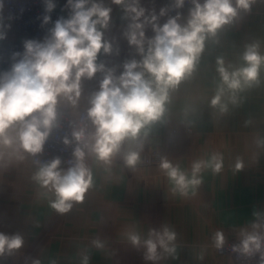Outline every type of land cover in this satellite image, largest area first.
Segmentation results:
<instances>
[{"label": "clouds", "instance_id": "1", "mask_svg": "<svg viewBox=\"0 0 264 264\" xmlns=\"http://www.w3.org/2000/svg\"><path fill=\"white\" fill-rule=\"evenodd\" d=\"M257 2L171 0L157 13L145 8L141 0H66L67 17L52 22L55 0H43L42 25L52 23V27L41 40H24L23 51L13 52L9 69L0 71V162L23 161L42 154L53 130L60 127L61 109L70 108L74 118L70 122L71 139L67 135L62 138L66 146L75 143L69 166L62 168L59 157L36 161L38 168L33 176L54 196L49 206L59 214L68 213L75 204L84 202L93 187L87 159L92 157L110 168L120 158L126 167L135 169L141 163L144 141L153 126L163 122L173 93L196 72L206 41H217L226 26ZM111 4L122 8V19L127 21L122 35L140 56L125 60L119 74L116 67L99 60L101 55L114 52L113 41L106 36L112 22ZM185 5L189 6L186 15L180 11ZM162 17H167L163 23ZM148 28L151 37L146 36ZM5 38L0 26V40ZM259 49L258 43L247 45L239 67L226 65L223 57L216 58L219 82L210 100L212 108L225 114L229 104L238 105L240 93L259 85L264 68V53ZM115 51L118 54V49ZM98 73V89L88 96L87 107L81 112L84 82ZM222 166L223 158L216 154L207 161H194L189 175L167 158L160 160L173 192L181 196L201 185L202 170L211 168L219 173ZM243 167V161L238 160L236 170ZM253 216L250 226L241 228L239 242L231 246V252L245 259L258 258L257 264H264V213L254 211ZM126 239L143 250V259L149 264L177 257V233L168 224L149 229L144 237L130 230ZM211 243L222 250L226 244L224 232L215 231ZM92 244L97 249L104 247L98 239ZM23 245L20 234L0 232V258L12 256ZM32 264L41 261L33 259ZM81 264H89L88 255L82 257Z\"/></svg>", "mask_w": 264, "mask_h": 264}, {"label": "crops", "instance_id": "2", "mask_svg": "<svg viewBox=\"0 0 264 264\" xmlns=\"http://www.w3.org/2000/svg\"><path fill=\"white\" fill-rule=\"evenodd\" d=\"M141 3L157 13L170 4L169 0ZM65 4L66 0L57 1V7L68 14ZM263 5L264 0H258L249 12H241L226 26L217 41H206L193 77L173 93L163 122L153 126L144 141L143 151H159L189 175L194 161H207L219 154L223 158L219 173L211 168L202 170L201 185L181 196L173 192L160 163L146 167L139 163L131 169L117 158L108 168L89 157L93 187L83 203L59 214L49 206L52 193L33 179L38 164L30 156L23 161L0 162V232L20 234L24 239L23 247L0 258V264H32L33 259L41 264H81L84 255H88L89 264H149L143 259V250L127 241L126 233L136 230L144 237L149 229L163 224L177 233V257L158 264H232L230 257L212 246L211 237L217 230L224 232L226 241L239 237L241 228L249 227L255 219L254 211L264 213V68L259 85L240 93V102L229 104L227 113L212 108L210 100L219 82L217 57H223L226 65L239 67L247 45L258 43L264 53ZM110 7L112 22L106 36L113 41L114 52L99 60L116 67L119 74L125 60L140 56L122 35L127 23L122 8ZM166 19L162 17L161 23ZM2 30L6 38L0 42L31 39L25 32L8 27ZM152 35L148 28L146 36ZM100 79L98 73L84 82L79 110L87 107L88 96L98 89ZM62 110L72 113L68 107ZM246 121H250L247 126ZM238 160L244 164L240 171L235 168ZM97 239L104 244L102 249L93 246Z\"/></svg>", "mask_w": 264, "mask_h": 264}, {"label": "built area", "instance_id": "3", "mask_svg": "<svg viewBox=\"0 0 264 264\" xmlns=\"http://www.w3.org/2000/svg\"><path fill=\"white\" fill-rule=\"evenodd\" d=\"M57 1L58 0H55L56 8L50 14L52 22L60 16L67 17V14H64L57 7ZM169 2H171V0H169ZM188 7V5H185L184 9L180 11L185 12ZM171 13L175 15V12ZM44 14L43 0H3L1 26L8 27L13 31L25 32L31 36V39L41 40L47 34V30L52 27V23L42 25V16ZM22 51L23 41L0 42V71L9 69L12 63L11 56L13 52ZM84 109L80 111L83 112ZM73 119L72 113L64 112L61 109L60 127L53 130L49 140L44 146L43 153L38 154L37 157L30 156L35 163L36 161L43 162L59 157L62 161L61 167L69 166V161L72 160V151L75 143L73 142L72 145L66 146L62 143V138L67 135L69 139H71L72 128L70 127V122H72ZM160 160L161 155L156 151L143 153L144 165ZM238 242L239 239L232 237L227 240L225 247L219 251L229 254L233 259L232 264H257L258 258L245 259L231 252V246Z\"/></svg>", "mask_w": 264, "mask_h": 264}, {"label": "rangeland", "instance_id": "4", "mask_svg": "<svg viewBox=\"0 0 264 264\" xmlns=\"http://www.w3.org/2000/svg\"><path fill=\"white\" fill-rule=\"evenodd\" d=\"M155 151L158 152V153H160V152L157 151V150H145V151L142 152V161H141V165H142L143 167L151 166V165H155V164L160 163V161H155L154 163H151V164H148V165H144V164H143V153H144V152H155ZM160 155H161V158H163V155H162L161 153H160ZM231 238H232V237H231ZM236 238L239 239V237H236ZM226 242H227V241H226ZM217 251H218V250H217ZM218 253L230 257L231 261L233 260L232 257H231L229 254H227V253H223V252H221V251H218Z\"/></svg>", "mask_w": 264, "mask_h": 264}]
</instances>
